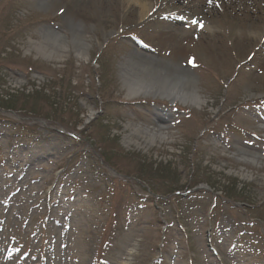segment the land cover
I'll return each instance as SVG.
<instances>
[{
	"label": "rangeland",
	"instance_id": "rangeland-1",
	"mask_svg": "<svg viewBox=\"0 0 264 264\" xmlns=\"http://www.w3.org/2000/svg\"><path fill=\"white\" fill-rule=\"evenodd\" d=\"M70 1L0 0V264H264V0ZM155 60L201 105L130 99Z\"/></svg>",
	"mask_w": 264,
	"mask_h": 264
},
{
	"label": "bare ground",
	"instance_id": "bare-ground-1",
	"mask_svg": "<svg viewBox=\"0 0 264 264\" xmlns=\"http://www.w3.org/2000/svg\"><path fill=\"white\" fill-rule=\"evenodd\" d=\"M182 1L183 0H165L164 2L167 5V7L172 8L169 12L165 13V16H167L173 21L188 23L189 17L184 16L183 14L185 13L184 10H186L187 7L184 4L181 5ZM206 1H208L209 3H213L214 1H220V0H206ZM126 2L128 4L129 10H134V9L138 10V16H137L138 22H142L147 19L148 14L150 12V7H149V4L145 2V0H126ZM221 2H224V1L221 0ZM70 3L74 4V1L71 0ZM229 3L232 4L233 2L231 1ZM61 4H62L61 2H57L53 4L46 3L47 7L49 6L51 9L58 8V10L60 9L59 6ZM64 18H65V22L67 23L68 26L71 27V30L74 33L73 34L74 40L76 42L81 43V46H84V43H83L84 41H83V36H82L83 34L81 33L83 30V27L85 28L83 21L79 20L73 12L69 11V9H67L66 13L64 14ZM192 25L195 26L194 24ZM208 30H209V27H207V25L206 26L201 25V26L195 27L196 32H199V31L207 32ZM113 33L114 31L108 34L104 32L103 36L107 38L111 36ZM46 50H47L46 48L41 47V53H45ZM78 54L81 56L82 53L81 54L78 53ZM250 59L251 58H248V61ZM141 68L140 70H141V73L143 72V75H140V77H138L139 84L138 85L134 84L133 87L128 88V97L130 99H135L139 97V94L145 95V96L146 95H158L159 97L167 98L168 100L171 101L172 104H174L176 101H179L184 107H187L188 105L189 106L201 105L202 99L198 93V90L194 82H192L193 79H190V76L187 75L188 71L183 70L179 62H174L171 60L143 61ZM154 71H159V73L161 71H167L168 73L167 78L164 79L163 82L157 81V79H151V77H153L152 74L154 73ZM263 72H264V69H263ZM184 74H186L187 80L182 83L183 85H181L180 88L177 86L176 87L177 90H174L173 88L174 86L172 82L179 81L180 78H183ZM131 131L133 135L135 134L137 137H141L142 139H144V141H147V144L153 143L155 139L159 141L163 139L162 138L163 136L161 134V129L159 131L160 133H151V132L142 133L138 129H134V128Z\"/></svg>",
	"mask_w": 264,
	"mask_h": 264
},
{
	"label": "trees",
	"instance_id": "trees-1",
	"mask_svg": "<svg viewBox=\"0 0 264 264\" xmlns=\"http://www.w3.org/2000/svg\"><path fill=\"white\" fill-rule=\"evenodd\" d=\"M5 97H2V99H4Z\"/></svg>",
	"mask_w": 264,
	"mask_h": 264
}]
</instances>
